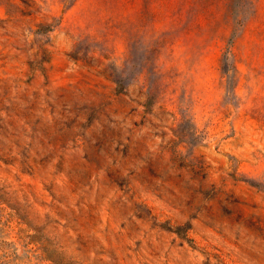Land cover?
Wrapping results in <instances>:
<instances>
[{"label": "rangeland", "instance_id": "obj_1", "mask_svg": "<svg viewBox=\"0 0 264 264\" xmlns=\"http://www.w3.org/2000/svg\"><path fill=\"white\" fill-rule=\"evenodd\" d=\"M0 264H264V0H0Z\"/></svg>", "mask_w": 264, "mask_h": 264}]
</instances>
